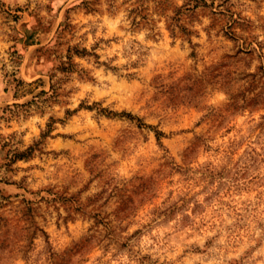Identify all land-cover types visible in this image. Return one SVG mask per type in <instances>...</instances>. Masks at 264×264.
I'll return each mask as SVG.
<instances>
[{
  "label": "rangeland",
  "instance_id": "1",
  "mask_svg": "<svg viewBox=\"0 0 264 264\" xmlns=\"http://www.w3.org/2000/svg\"><path fill=\"white\" fill-rule=\"evenodd\" d=\"M0 264H264V0H0Z\"/></svg>",
  "mask_w": 264,
  "mask_h": 264
}]
</instances>
